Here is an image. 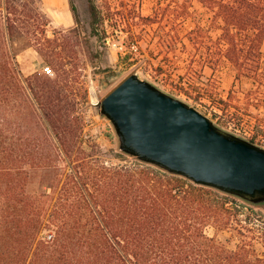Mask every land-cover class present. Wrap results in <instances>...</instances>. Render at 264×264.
Masks as SVG:
<instances>
[{
	"label": "trees",
	"instance_id": "16d2710c",
	"mask_svg": "<svg viewBox=\"0 0 264 264\" xmlns=\"http://www.w3.org/2000/svg\"><path fill=\"white\" fill-rule=\"evenodd\" d=\"M195 1L209 14L206 27L196 24L186 33L199 65L214 70L228 63L235 78L250 80L260 97L264 0ZM68 3L77 21L73 1ZM87 7L91 30L105 38V16L96 0H87ZM187 9L181 3L177 12L184 17ZM9 13L6 6L8 35ZM145 20L154 22L150 17ZM0 50L4 59L2 42ZM2 62L0 71L9 76L0 75L5 93L0 92V98L12 100L14 89H25L10 61ZM47 83L42 78L27 86L54 131L55 104L45 94ZM39 124L35 122L37 129ZM64 124L72 126L69 120ZM257 138L253 134L247 140L256 143ZM19 139L17 128L0 116V264H264V253L255 246L258 239L264 246V230L255 224L264 222V206L138 161L92 167L75 160L64 142L60 147L72 166L63 173L61 186L53 188L61 173L53 170L52 175L50 168L45 172L49 176H41L43 183H51L50 192L28 188L33 172L21 168V160H30L33 169L46 163L34 161L30 145H21ZM207 227L213 229L212 235L206 233Z\"/></svg>",
	"mask_w": 264,
	"mask_h": 264
},
{
	"label": "rangeland",
	"instance_id": "374dc122",
	"mask_svg": "<svg viewBox=\"0 0 264 264\" xmlns=\"http://www.w3.org/2000/svg\"><path fill=\"white\" fill-rule=\"evenodd\" d=\"M72 1L77 21L68 0H0V46L2 42L6 51L3 59L0 50V62L10 61L26 91L14 89L12 100L2 96L0 116L17 128L21 145H30L34 161L46 163L33 169L30 160H21V168L33 172L28 188L50 192L51 183L41 178L49 176L45 172L50 168L52 175L53 170L61 173L53 188L61 186L63 173L71 171L72 163L60 142L75 160L90 162L92 167L141 162L118 149L110 120L92 107L130 74L194 107L224 131L246 140L256 134L254 144L264 148V91L257 97L255 85L246 78L236 79L228 63L214 70L199 65L200 58L188 41L190 29L209 22V14L197 1L96 0L105 16V38L90 28L87 0ZM181 3L188 8L184 17L177 12ZM6 6L11 12L7 14L10 35L4 21ZM147 17L154 22L146 21ZM0 75L7 78L9 73L0 71ZM42 78L48 80L45 94L55 104L51 112L57 131L44 121L28 90V83ZM0 92L5 94L1 88ZM67 120L70 128L64 126ZM37 121L47 132L35 127ZM255 224L264 230V222ZM206 233L212 235L213 229L207 227ZM255 246L264 253L260 239Z\"/></svg>",
	"mask_w": 264,
	"mask_h": 264
},
{
	"label": "water",
	"instance_id": "95a60500",
	"mask_svg": "<svg viewBox=\"0 0 264 264\" xmlns=\"http://www.w3.org/2000/svg\"><path fill=\"white\" fill-rule=\"evenodd\" d=\"M92 107L110 120L121 152L194 184L264 205V148L222 130L194 107L136 74Z\"/></svg>",
	"mask_w": 264,
	"mask_h": 264
}]
</instances>
